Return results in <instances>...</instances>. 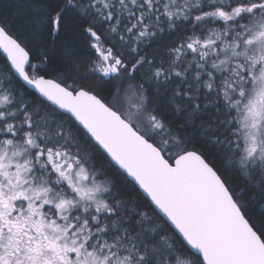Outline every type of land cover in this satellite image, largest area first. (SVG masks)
I'll use <instances>...</instances> for the list:
<instances>
[{
	"label": "snow or ice",
	"instance_id": "obj_1",
	"mask_svg": "<svg viewBox=\"0 0 264 264\" xmlns=\"http://www.w3.org/2000/svg\"><path fill=\"white\" fill-rule=\"evenodd\" d=\"M0 264H264V0H0Z\"/></svg>",
	"mask_w": 264,
	"mask_h": 264
}]
</instances>
